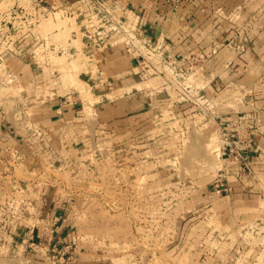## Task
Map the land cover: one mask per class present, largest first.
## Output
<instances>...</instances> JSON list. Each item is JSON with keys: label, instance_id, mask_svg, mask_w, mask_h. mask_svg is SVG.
Returning a JSON list of instances; mask_svg holds the SVG:
<instances>
[{"label": "crops", "instance_id": "0c3cea01", "mask_svg": "<svg viewBox=\"0 0 264 264\" xmlns=\"http://www.w3.org/2000/svg\"><path fill=\"white\" fill-rule=\"evenodd\" d=\"M43 1L50 9L66 12L70 19L76 16V21L94 12L102 17L101 26L97 27L100 33L111 26L115 28H112L114 34L122 33L124 25L129 23L133 36L127 35L132 40L129 39L131 45L125 50L130 56L127 77L132 86L147 76L159 78L161 90L191 106L173 77L184 74L185 82L180 85L194 95L193 107L203 98L209 103L208 118L198 117L201 125L224 126L233 118L253 123L248 133L251 144L242 151V159L235 160L218 150L220 167L216 173L218 182L222 183L216 187L213 177L203 195L193 205L184 206L182 221L192 224L190 228L196 231L205 229L200 224L217 222L218 230H212L211 234L218 246L228 237L238 242L243 235H257L258 230L261 233L264 228L261 225L264 223L261 208L264 204V0H38ZM40 11L42 8H38V15ZM115 14L120 15L118 19ZM3 18L0 15V32L5 30ZM82 33L85 43L110 42L114 37L112 32L103 37L97 33L90 35L86 28ZM9 40L4 32L0 34L2 44ZM13 55L0 54V65L4 66L0 74V92H3L0 96V264H113L114 260L107 254L99 257L92 254L91 244L70 241L68 226L72 211L64 210L70 198L46 196L44 189L58 187L60 182L52 177L41 179L47 170L60 169L58 155L62 149L70 154L81 134H84L82 138L88 134L94 136L95 124L99 135L107 138L111 126L114 124L118 130L124 121H119V116L104 114L90 121L85 119L76 112L74 102L54 96L53 88L40 81L39 68L29 67L24 61L26 57ZM141 57L145 66L140 65ZM160 68H169L172 76L167 78L166 71L160 72ZM89 75L93 84L90 86L103 98L112 77L106 74L107 78L98 82L92 78V72ZM11 76L15 80L13 84L7 81ZM33 79L36 82L29 86ZM12 92H16L14 97ZM149 95L146 94L148 98ZM252 225H255L253 229ZM106 228L100 226L99 230L108 234ZM60 250L67 254L60 255L57 252Z\"/></svg>", "mask_w": 264, "mask_h": 264}, {"label": "rangeland", "instance_id": "374dc122", "mask_svg": "<svg viewBox=\"0 0 264 264\" xmlns=\"http://www.w3.org/2000/svg\"><path fill=\"white\" fill-rule=\"evenodd\" d=\"M38 8L43 16L42 11L37 14ZM0 15L5 18L0 34L10 37L7 44L0 42V54L26 57L29 67L39 68L40 81L53 88L52 94L74 102L76 112L85 119L104 114L124 121L118 130L113 124L107 138L99 135L95 124L94 136L82 138L81 134L70 154L62 149L60 169L47 170L41 179L52 177L60 182L58 187L45 188L46 196L70 198L64 210L72 211L68 226L72 243L91 244L92 254H107L113 264H264V228L257 235L239 237L238 242L228 237L218 246L211 234L218 230L217 222L200 224L205 229L196 231L182 221L184 206L193 205L213 177L215 186L222 183L216 173L218 150L228 153L220 134L223 126L200 124L198 117L208 118L211 109L205 98L193 107L194 95L180 85L184 74L173 77L191 106L161 90L159 78L147 76L131 85L127 77L130 56L125 50L131 45L128 36H133L129 23L122 33L114 34V26L100 33L97 27L102 17L94 12L76 21V16L70 19L66 12L38 0H0ZM119 16L114 15L115 19ZM83 28L90 35L103 37L112 32L114 37L110 42L85 43ZM2 68L3 64L0 74ZM158 70H165L167 78L172 76L169 68ZM90 72L98 82L106 74L112 77L103 98L90 86ZM7 81L15 83L12 76ZM35 82L31 80L29 86ZM116 102L120 103L117 108ZM100 226L107 227L108 234L101 233Z\"/></svg>", "mask_w": 264, "mask_h": 264}, {"label": "built area", "instance_id": "2783aa9c", "mask_svg": "<svg viewBox=\"0 0 264 264\" xmlns=\"http://www.w3.org/2000/svg\"><path fill=\"white\" fill-rule=\"evenodd\" d=\"M146 46L148 48L149 44ZM139 61L140 65L145 66V61L142 57ZM164 62L168 64L169 60L165 58ZM198 98L200 99L201 97ZM252 129L253 123L246 122L241 118H233L230 121H227L223 126V130L220 132L223 139V150H227V154H230L235 160L242 159V151L251 144V138L248 133ZM215 184L217 187L218 183L216 182ZM221 188L224 192L227 191V188Z\"/></svg>", "mask_w": 264, "mask_h": 264}, {"label": "bare ground", "instance_id": "6f19581e", "mask_svg": "<svg viewBox=\"0 0 264 264\" xmlns=\"http://www.w3.org/2000/svg\"><path fill=\"white\" fill-rule=\"evenodd\" d=\"M184 79V78H183Z\"/></svg>", "mask_w": 264, "mask_h": 264}]
</instances>
